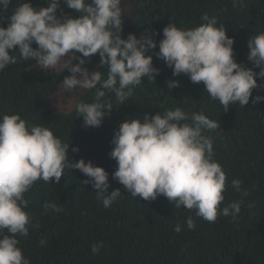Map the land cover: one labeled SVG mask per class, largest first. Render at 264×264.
<instances>
[{
    "label": "clouds",
    "instance_id": "1",
    "mask_svg": "<svg viewBox=\"0 0 264 264\" xmlns=\"http://www.w3.org/2000/svg\"><path fill=\"white\" fill-rule=\"evenodd\" d=\"M231 2L233 7L244 5V0ZM46 3L48 7H33L21 0L8 26H0V72L17 63V53L20 60L35 61L42 70L67 69L70 75L60 84L63 89L95 90L93 102L80 101L75 105L78 117L83 119L85 127H100L114 109L112 101L106 99L109 94H114L116 103L123 105L143 80L155 81L159 70L147 53L157 45L145 35L140 39L133 34L122 38V0H46ZM61 3L66 8L64 13ZM10 4L11 0H0V12L7 11ZM125 6L130 8L129 4ZM201 20L205 23L192 29L178 28L173 23L166 26L157 57L172 69L173 76L184 74L194 84L203 83L209 100L219 101L225 112L237 103L245 107L253 90L264 88L257 84L258 78L264 79V33L248 42L247 59L260 69L257 73L235 61L234 40L226 35L223 25L216 26L215 17L204 13ZM33 44L37 45L35 49ZM17 48L15 55L9 54ZM96 54L100 66H106V72L88 71L86 58ZM74 60L78 63L73 64ZM167 86L171 90L179 84L169 81ZM261 101L264 96H256L252 103ZM218 127L221 126L203 111L186 112L177 106L151 117L144 114L143 119L122 122L114 132L110 156L90 147L86 158L74 162L71 159L69 163L70 144L62 143L50 128L32 125L18 114L3 115L0 117V264H31L17 239L28 237L29 227L39 228L38 223L32 224V214L24 210L29 205L25 194L38 180L59 184L63 172H70L68 168L79 170L84 178L82 183L98 190L96 197L102 206L87 205L80 220L90 216L101 225L105 216L112 219L110 207L122 195L114 187L112 175L132 199L154 201L163 196L175 209L184 208L209 223H215L218 216L231 217L236 222L246 201L240 199L220 207L225 200L226 174L214 159L213 137L206 134ZM241 184L239 179L231 181V187L247 197L249 193L242 191ZM247 207L251 209L255 203H247ZM43 208L46 213L52 212L49 217L53 224L65 212L63 225L79 223L66 204H57L53 199L44 203ZM186 225L189 230L196 228L193 216L187 218ZM174 231H182L179 223ZM103 246L102 242H94L84 261L103 262L110 255ZM68 260L67 257L65 261L70 264L75 258Z\"/></svg>",
    "mask_w": 264,
    "mask_h": 264
},
{
    "label": "trees",
    "instance_id": "2",
    "mask_svg": "<svg viewBox=\"0 0 264 264\" xmlns=\"http://www.w3.org/2000/svg\"><path fill=\"white\" fill-rule=\"evenodd\" d=\"M19 2L21 0H11L7 11L0 12V26H8ZM24 2L33 7L49 6L46 0ZM121 7L122 38L133 34L140 39L145 35L157 45L147 53L159 70L155 81L143 80L123 105L116 103L114 94H109L106 99L112 101L114 108L110 115L100 127H85L75 105L80 101L93 102L95 90L82 94L71 109L58 110L50 96L70 75L69 71L42 70L35 61L20 60L17 48L9 52L17 55V63L0 72V117L18 114L32 125L50 128L62 143L70 144V163L71 159L74 162L86 158L90 147L101 155L110 156L114 132L127 119H143L144 114L151 117L177 106L186 112L203 111L221 126L206 133L213 137L214 159L226 174L225 200L220 207L240 199L246 203L236 222H232L231 217L218 216L215 223H209L184 208L175 209L163 196L154 201L132 199L131 194L130 197L125 195L128 192L125 187L110 175L122 195L110 207L112 219L107 215L100 225L90 216L80 220L87 205L95 203L102 207L96 197L98 190L82 183L84 178L79 170L68 168L70 172H63L59 184L38 180L25 194L29 205L24 210L32 214V224L38 223L39 228L29 227L28 237H17L24 257L31 264H69L65 261L67 257L68 261L70 257L75 258L70 264H89L84 261L85 255L91 253L89 247L94 242H102L110 255L100 264H111V260L112 264H264V101L252 103L256 96H264V88L254 89L245 107L237 103L225 112L219 101L209 100L203 83L194 84L184 74L173 76L172 69L156 55L166 26L173 23L178 28L192 29L205 23L201 16L207 13L215 17L216 26L223 25L226 35L234 40L235 61L258 73L260 69L247 59L248 42L264 33V0H244L242 7H233L231 0H122ZM60 9L63 13L66 11L63 3ZM32 47L35 49L37 45ZM76 63L78 60L73 61ZM86 67H95L101 72L107 70L106 66H100L98 54L86 58ZM169 81L178 82L179 87L170 90ZM257 84L264 85V79L258 78ZM73 148L79 151L73 152ZM233 179L242 181L241 189L249 193L247 197L231 187ZM53 199L57 204L68 205L79 223L63 225L65 212L63 218L53 224L49 217L52 212L46 213L43 208L44 203ZM252 202L255 207L249 209L247 203ZM189 216L195 220L194 230L187 228ZM177 223L182 228L179 233L174 231ZM141 252L145 253L141 255Z\"/></svg>",
    "mask_w": 264,
    "mask_h": 264
},
{
    "label": "rangeland",
    "instance_id": "3",
    "mask_svg": "<svg viewBox=\"0 0 264 264\" xmlns=\"http://www.w3.org/2000/svg\"><path fill=\"white\" fill-rule=\"evenodd\" d=\"M88 71L91 73V72H96L98 70L96 68H90L88 69ZM74 91L65 90L62 88L61 85H59L51 94L50 101L58 110H63V111L69 110L74 106L76 100L82 94L85 93V91H81V92H74Z\"/></svg>",
    "mask_w": 264,
    "mask_h": 264
}]
</instances>
